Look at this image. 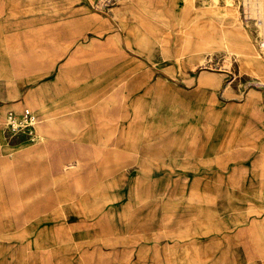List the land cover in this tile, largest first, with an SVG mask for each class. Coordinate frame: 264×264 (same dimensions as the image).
I'll list each match as a JSON object with an SVG mask.
<instances>
[{"label":"rangeland","instance_id":"obj_1","mask_svg":"<svg viewBox=\"0 0 264 264\" xmlns=\"http://www.w3.org/2000/svg\"><path fill=\"white\" fill-rule=\"evenodd\" d=\"M0 124V264H264V0H0Z\"/></svg>","mask_w":264,"mask_h":264},{"label":"built area","instance_id":"obj_2","mask_svg":"<svg viewBox=\"0 0 264 264\" xmlns=\"http://www.w3.org/2000/svg\"><path fill=\"white\" fill-rule=\"evenodd\" d=\"M37 118L30 109H24L20 114L9 111L7 114V126L12 132L34 127Z\"/></svg>","mask_w":264,"mask_h":264},{"label":"crops","instance_id":"obj_3","mask_svg":"<svg viewBox=\"0 0 264 264\" xmlns=\"http://www.w3.org/2000/svg\"><path fill=\"white\" fill-rule=\"evenodd\" d=\"M4 62L2 63V65L4 66ZM90 65H91V63L88 65V69L86 70V71H84V76L86 75V76H88L89 75V73L91 72V68H90ZM84 78V77H83ZM82 78V79H83ZM81 80V79H80ZM79 81V80H78ZM62 84L64 85L65 83L64 82H62ZM63 87V86H62ZM59 95V94H58ZM58 97V96H57ZM57 101V98L55 99V101L52 103H50V105L51 106H54V107H57L58 108V106L55 104V102ZM25 107H27V106H23V108H22V105H20L19 104V102H12L11 104L9 103V107L7 108V109H24ZM21 109V110H22ZM60 111H61V113H64L65 112V110H63V109H60V108H58ZM37 111H40V109L39 108H37L36 109ZM72 110V109H71ZM86 110V109H85ZM5 111H7V110H5ZM36 115L38 114V113H35ZM39 115V114H38ZM84 120H85V124L83 125V126H87V130H88V134L86 135V137H87V139L89 140V141H91V112H87L86 111V113H85V116H84ZM2 127H4V124H0V129L2 128ZM0 144H1V142H0ZM20 144H23V143H20ZM19 148L18 149H22V150H24V151H28V150H30V146H29V144L27 143L26 145L24 144V145H22V146H18ZM15 149V148H14ZM263 184H264V182H263ZM63 193V192H62Z\"/></svg>","mask_w":264,"mask_h":264},{"label":"bare ground","instance_id":"obj_4","mask_svg":"<svg viewBox=\"0 0 264 264\" xmlns=\"http://www.w3.org/2000/svg\"><path fill=\"white\" fill-rule=\"evenodd\" d=\"M261 2V1H260ZM258 5V4H257ZM132 29V28H131ZM130 30V29H129ZM133 31H135L134 30V28L132 29ZM259 31V30H258ZM259 34V33H258ZM249 43V42H248ZM246 46V45H245ZM247 47V46H246ZM251 47V46H250ZM144 142V141H143ZM142 147H144V146H142ZM256 163H258V164H261V163H263V160L262 161H260V160H257V161H255ZM75 165V164H74ZM70 166V165H69ZM68 166V167H69ZM72 167V166H71ZM67 168V167H66ZM261 170V169H260ZM260 179H261V177H260ZM262 184H263V182H261ZM210 252V251H209Z\"/></svg>","mask_w":264,"mask_h":264}]
</instances>
